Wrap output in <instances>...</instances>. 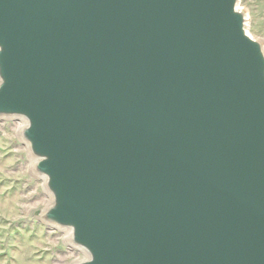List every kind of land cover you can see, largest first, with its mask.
I'll return each mask as SVG.
<instances>
[{
	"label": "water",
	"instance_id": "95a60500",
	"mask_svg": "<svg viewBox=\"0 0 264 264\" xmlns=\"http://www.w3.org/2000/svg\"><path fill=\"white\" fill-rule=\"evenodd\" d=\"M239 0H0V117L73 264H264V48Z\"/></svg>",
	"mask_w": 264,
	"mask_h": 264
},
{
	"label": "rangeland",
	"instance_id": "374dc122",
	"mask_svg": "<svg viewBox=\"0 0 264 264\" xmlns=\"http://www.w3.org/2000/svg\"><path fill=\"white\" fill-rule=\"evenodd\" d=\"M247 31L264 48V0H239ZM0 117V264H73L85 259L70 247L63 230L41 222L35 211L50 203L43 181L30 171V158L17 128Z\"/></svg>",
	"mask_w": 264,
	"mask_h": 264
},
{
	"label": "bare ground",
	"instance_id": "6f19581e",
	"mask_svg": "<svg viewBox=\"0 0 264 264\" xmlns=\"http://www.w3.org/2000/svg\"><path fill=\"white\" fill-rule=\"evenodd\" d=\"M18 120H19V126H18V128H17V134H18V136H19V132H20V130L22 129V127L25 125V121L22 119V118H17ZM24 144V143H23ZM24 146H25V148H26V150H27V146H26V144H24ZM27 154H28V150H27ZM29 155V154H28ZM31 163H32V161L30 160V166H31ZM45 189V188H44ZM48 195V194H47ZM49 196V195H48ZM63 239H64V241L66 242V244H68L70 247H72V248H74V249H77V250H79L78 248H76V247H74L71 243H69L68 242V238H69V235H70V233H69V230H67V229H65V230H63ZM79 251H81V250H79ZM82 252V251H81ZM85 255V254H84ZM85 257H86V255H85Z\"/></svg>",
	"mask_w": 264,
	"mask_h": 264
}]
</instances>
